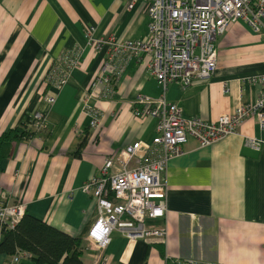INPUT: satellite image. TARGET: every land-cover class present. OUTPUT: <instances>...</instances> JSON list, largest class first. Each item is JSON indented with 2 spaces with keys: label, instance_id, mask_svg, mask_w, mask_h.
<instances>
[{
  "label": "crops",
  "instance_id": "1",
  "mask_svg": "<svg viewBox=\"0 0 264 264\" xmlns=\"http://www.w3.org/2000/svg\"><path fill=\"white\" fill-rule=\"evenodd\" d=\"M129 1L0 0V133L36 111L46 123L41 128L31 123L37 133L16 142L2 160L0 186L8 201H23L30 214L83 235L85 264H96L100 250L86 238L98 209L84 183L100 172L108 155L137 139L152 141L158 132L157 117L133 111L141 95L156 98L164 91L185 115L211 121L254 102L263 89L249 77L264 73V33L240 18L218 35L217 67L209 77H194L188 85L171 81L164 90L142 52L124 61L116 80L91 94L111 45L97 47L86 28L94 27L95 39L148 36V3L129 6ZM69 49L78 50L80 63L59 86L49 73ZM94 111L97 127L91 124ZM84 136L85 146L73 153ZM250 136L262 139L259 147L247 142ZM163 177L167 213L147 215L146 221L166 226V236L129 238L114 229L101 251L108 264H182L189 257L264 264V123L257 115L206 146L189 136ZM9 257L0 251V264Z\"/></svg>",
  "mask_w": 264,
  "mask_h": 264
},
{
  "label": "built area",
  "instance_id": "2",
  "mask_svg": "<svg viewBox=\"0 0 264 264\" xmlns=\"http://www.w3.org/2000/svg\"><path fill=\"white\" fill-rule=\"evenodd\" d=\"M136 0H130L132 6ZM148 3L149 33L146 38L95 39L93 26L86 28L89 41L101 47L111 45L108 58L94 80L91 94L97 95L104 83L116 80L128 58L148 54L152 72L165 90L171 81L188 85L194 77H209L217 67L215 41L232 21L244 18L255 30L264 33V0H145ZM120 59V61H118ZM80 63L77 49L61 53L49 79L63 85ZM259 81L263 89L254 102L241 103L223 112L217 120L198 115H185L180 105L169 101L163 91L159 97L141 95L133 104L137 116L157 117V134L152 141L137 139L115 154L106 157L100 172L92 175L83 190L96 198L98 215L87 230L86 238L99 251L96 264H108V255L101 251L112 240V231L121 230L129 238L165 237L166 226H151L146 221L167 213L168 183L163 177L169 160L183 152L189 136L201 146L214 143L234 133L241 122L257 115L264 123V73L249 77ZM54 101L55 96H48ZM94 111L91 124H99ZM38 128L46 125L40 111L33 114ZM261 138L250 136L247 142L259 147ZM26 212L23 201H8L0 186V226L15 228ZM32 252L19 249L3 264H21ZM182 264H233L217 260L185 258Z\"/></svg>",
  "mask_w": 264,
  "mask_h": 264
},
{
  "label": "trees",
  "instance_id": "3",
  "mask_svg": "<svg viewBox=\"0 0 264 264\" xmlns=\"http://www.w3.org/2000/svg\"><path fill=\"white\" fill-rule=\"evenodd\" d=\"M34 122V116H28L22 124L0 133V168L2 160L12 154L16 142L37 133V128L31 125ZM86 142L87 136L82 137L73 153L79 154ZM1 228L0 251L10 257L19 249L31 251L32 256L26 258L24 264H85L81 234H71L27 211L15 228Z\"/></svg>",
  "mask_w": 264,
  "mask_h": 264
}]
</instances>
